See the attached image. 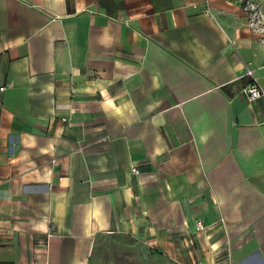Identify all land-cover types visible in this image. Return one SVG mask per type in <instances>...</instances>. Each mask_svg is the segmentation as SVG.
I'll list each match as a JSON object with an SVG mask.
<instances>
[{
	"label": "crops",
	"instance_id": "crops-1",
	"mask_svg": "<svg viewBox=\"0 0 264 264\" xmlns=\"http://www.w3.org/2000/svg\"><path fill=\"white\" fill-rule=\"evenodd\" d=\"M248 18L239 0H0V264H87L111 234L166 264H264Z\"/></svg>",
	"mask_w": 264,
	"mask_h": 264
},
{
	"label": "rangeland",
	"instance_id": "rangeland-1",
	"mask_svg": "<svg viewBox=\"0 0 264 264\" xmlns=\"http://www.w3.org/2000/svg\"><path fill=\"white\" fill-rule=\"evenodd\" d=\"M96 251L95 255L94 244L87 264H166V261L159 258V252L148 245L144 253L140 243L130 235H105L97 244ZM140 253H144L143 258L139 257Z\"/></svg>",
	"mask_w": 264,
	"mask_h": 264
},
{
	"label": "built area",
	"instance_id": "built-area-1",
	"mask_svg": "<svg viewBox=\"0 0 264 264\" xmlns=\"http://www.w3.org/2000/svg\"><path fill=\"white\" fill-rule=\"evenodd\" d=\"M243 9L248 12V23L256 31L264 33V6L259 5L253 0H239ZM206 11L210 13L209 6L206 7ZM245 74L249 76L250 80L245 84L243 93L245 97L250 101L259 97H264V88L261 87L254 74V69L250 66H246ZM1 89L4 86L0 87ZM132 171L138 172L136 168H132ZM196 230L203 228V224L200 220L195 223Z\"/></svg>",
	"mask_w": 264,
	"mask_h": 264
}]
</instances>
